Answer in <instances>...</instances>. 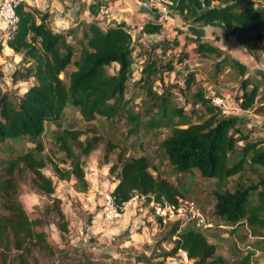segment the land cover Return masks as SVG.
I'll use <instances>...</instances> for the list:
<instances>
[{
	"label": "trees",
	"instance_id": "obj_1",
	"mask_svg": "<svg viewBox=\"0 0 264 264\" xmlns=\"http://www.w3.org/2000/svg\"><path fill=\"white\" fill-rule=\"evenodd\" d=\"M106 3L92 0L87 5L90 21L59 28L51 22L49 9L23 2L16 8L15 28L0 30V49L7 47L20 57L10 73L11 82L28 84L23 92L4 89L0 65V264H31L34 250L48 257V264H122L108 252L96 257L78 245L55 246L42 229V219L32 218L19 199L21 181L28 176L32 187L53 201L46 211H54L57 226L66 230L61 200L54 196V181L44 169L50 165L56 177L74 179L75 189L86 191L83 156L99 145L95 122L107 120L110 149L125 145L141 129L168 128L159 144L168 162L164 174L146 154H119L117 160L109 161L106 153L110 172L117 179L111 190L117 207L134 195L144 196L151 203L178 206L190 187L187 177L199 174L214 180L213 219L207 221L212 225L198 226L192 219L185 225L183 221L175 222L163 237L172 245L158 256H174L181 250L191 264H230L218 253L216 241L226 230L232 234L243 227L247 240L253 241L237 263L254 264L255 251L264 250V137H252L241 117L225 113L214 104L216 93L198 86L196 70L184 72L182 85L177 81L167 83L166 74L174 72L177 64L189 56L182 49L174 53L180 46L178 38L161 37L143 43L145 35L161 32L163 24L155 21L144 22L137 39L124 20L111 19L104 26L102 8ZM168 8L192 24L222 23L243 43L264 39V5L254 0H170ZM189 40L196 43V54L214 60L213 78L223 66L237 69L241 77V93L237 95L240 107L264 114L260 83L249 79L244 63L200 37H187L186 45ZM113 64L118 66L114 72L110 70ZM67 71L62 78L60 74ZM129 80L143 92L136 108L133 98L126 95ZM157 82L161 90L156 88ZM174 91L185 98L189 108L175 102ZM68 106L77 110L85 128L72 122L64 125ZM121 120L128 128L118 137L112 124ZM49 124L55 126L52 137L61 154L58 159L45 152L43 135ZM254 173L260 176L255 179ZM232 177L236 179L234 185L227 186ZM139 259L148 264L154 261L146 255Z\"/></svg>",
	"mask_w": 264,
	"mask_h": 264
},
{
	"label": "rangeland",
	"instance_id": "obj_2",
	"mask_svg": "<svg viewBox=\"0 0 264 264\" xmlns=\"http://www.w3.org/2000/svg\"><path fill=\"white\" fill-rule=\"evenodd\" d=\"M42 1L46 0H39V3L37 4L34 2L32 6H42L44 9H46V3L43 2L42 4ZM67 1V6L61 2L59 4L56 3L55 6H58V8H55L53 12L54 14L61 12V17H64L65 13L72 12L71 9L67 10L65 7H68V5L71 4L74 5L73 7L76 9L74 10L75 13H71L73 19L71 17L69 20L70 23L64 24L66 27L78 22V20L88 22L92 19V16L90 15H88L89 17H83L84 10L87 8L86 1ZM71 1L75 3H72ZM126 1L130 2L131 4H135L138 8L141 6L140 0ZM254 1L256 3L260 2L264 5V0ZM123 4L122 7H125L126 5ZM77 7H79V10H77ZM54 14H51L52 23L54 21ZM107 15L108 14H104L103 17L102 25L104 26L108 24ZM61 24L63 23H60L59 25ZM53 25L58 27V25L55 23H53ZM168 32H170V30ZM132 33L137 39V30H133ZM166 34L167 32L164 35ZM147 36L148 35H145L141 40L143 43H148V39H152L151 36ZM172 38L173 36H170V39ZM138 47V45L135 46V53H137ZM185 47L184 49L182 48V50L187 51L189 56L184 61L177 64L176 70L174 72L166 74L165 78L169 84L175 83L177 81L182 85L184 83L185 71L194 69L195 67L193 65L196 62L204 61L206 63L207 61L206 59L198 56L193 51V49H187ZM239 49H237V54L247 62V75L249 79L252 81L258 80L260 86H262L261 95L262 99L264 100V79H260L261 77L258 74L264 73V39L262 41L249 43V45L241 42ZM180 51L181 48L179 46L175 48L174 53H179ZM158 53L161 52L158 51ZM19 59L20 57L18 55H14L12 50L9 48L0 49V65L4 71V77L1 80V84L4 89L14 88L18 92H23L27 87L28 84L26 82L17 84H13L11 82L10 73L17 66L16 64ZM117 67L118 66L116 64H113L110 66V70L114 72L116 71ZM228 67L230 70L227 71ZM203 68H206L205 64L203 65ZM68 71L62 75V78L66 77ZM221 72V74H218L214 78L212 77L215 73L213 69L208 73H201L197 76L198 86L200 85L203 87L208 93H214L216 89L211 87V85L231 87L232 84L236 83L237 85L235 84V86L231 87L230 90H224L223 93L224 97L228 100L230 114L241 113L240 116L251 124L249 126L247 125L245 128L246 130H251V136L258 138L264 137V114L242 110L237 105V97L234 96L235 92L229 96V92L231 90L236 91L237 94L239 93L238 84L240 83L241 78L238 76L237 69L231 68L229 65H227L225 67L223 66ZM138 75V73L135 74V76ZM155 86L158 90H161L160 82H157ZM194 88L195 87H193V89ZM217 92L215 93L218 94ZM126 95L133 98L132 104L136 108V106H138L141 101L143 92H141L138 87H135L132 80H129ZM174 99L179 105H185L187 108H189V105L185 102V98L181 96L178 91H174ZM70 122L74 123L80 128L86 127L85 122L81 121L77 110L71 106H68L65 111L63 123L66 125ZM109 125L110 124L108 120L102 124L98 121L95 122L94 134H97L98 137H100L99 145L89 155L83 156V167L85 169V177L88 182L86 191H77L74 186V179L61 180L56 177L50 165L44 169L46 175L52 177L54 181V196L61 200L60 206L67 221L66 230H60L57 226L58 218L54 211H46V206L53 203V201L46 194L34 189L28 176L23 178L19 188V199L23 203V206L32 218L42 219V229L46 231L48 240L60 248L78 245L84 248L86 252L93 253V255L96 257H100L101 252H108L110 255L118 257L122 264H148L145 260L139 259V257L144 255L147 257L152 256L154 258V261H152L150 264H153L156 261H163L162 264H190V260H186L184 258L183 252L181 250L174 256L163 257L157 255L168 250L172 245L169 241H163V237L167 233L169 227L177 221H183L184 225L189 222L190 219H188L189 216H187L188 209L175 212L169 219L163 221L155 214L153 202L151 203L148 201V198H142L140 196L136 197L137 199L133 201L132 204H130L132 209H134V212L130 217H122V219L113 223H107L102 218V210L106 197L108 194H111V190L117 181L115 174L110 172L111 162L105 160L107 158L105 156L107 152L109 161L117 160V156L119 154L124 156L146 154L151 159H153L163 174V171H167L168 169V162L159 150L160 141L168 132L167 127H160L152 131L141 129L137 136L133 135L127 139L125 143L127 146L121 145L110 149V147L107 145V136L108 133L111 132ZM54 127L55 126L52 124L47 126V130L43 135V140L45 143V152L53 155V158L58 159L61 154L58 151L55 142L53 141L52 130ZM112 128L117 131L116 133L118 137H122L127 132L128 125L125 124L123 120H121L115 124H112ZM84 138L85 135L82 136V139ZM28 145L31 144L28 143ZM261 175L264 176V169L261 171ZM254 176H256V179L258 176H260V173H254ZM172 179L174 180V177H172ZM235 180V177H232L228 181L227 186L232 187L235 183ZM185 181L190 187L186 191V196L183 198V200L194 201V203L203 213L205 222L208 220L211 221V219H213L211 212L214 202V180L204 179L198 174L194 178L187 177ZM150 217H152V219H150ZM214 221L215 220H213V222ZM152 227H155L154 232L152 231ZM208 231L211 233L214 230ZM246 236L247 232L243 227H239L238 231L232 234L226 230L222 236H220V239L216 241L218 245V253L228 259L230 264H238V259L241 257V255H244L248 249L247 244L252 243L253 241L250 239L247 240ZM211 240L214 239L211 237ZM238 251H240L239 254ZM49 261L50 259L48 257L44 256L38 250H34V254L31 257V264H48ZM252 262L254 264H264V250L255 251L254 255L252 256ZM9 264H16V262L11 261Z\"/></svg>",
	"mask_w": 264,
	"mask_h": 264
},
{
	"label": "crops",
	"instance_id": "obj_3",
	"mask_svg": "<svg viewBox=\"0 0 264 264\" xmlns=\"http://www.w3.org/2000/svg\"><path fill=\"white\" fill-rule=\"evenodd\" d=\"M84 1H86V4L88 5L92 0H84ZM105 1L107 2L106 3L107 5L104 6L102 9H103V15L108 14L107 15L108 20H111V19L124 20L129 25H131V27H133L134 30H137V32L139 31L138 25L143 24L144 22H147V21L161 22L163 24V28H162L160 33L147 34L149 37L150 36L152 37V39H150V40L148 39V43L153 42L154 40L161 38L162 36L163 37L166 36L169 38H170V36H173V38L177 37L178 40L180 41V48L181 49L184 46H186L185 48L194 50V48L196 47V43L189 40L187 45H186L187 37H200L203 40L208 41L210 44L218 45V46L222 47L226 51V53L231 54L233 57L237 58L242 63H244L248 69L247 62L244 61L241 58V56H239L237 54V49H239V45L241 42L237 39L236 36L230 35L227 28L219 22H213V23H210L208 25H201V24H192L188 21H185L182 19V17L179 14L174 13L173 11H171L168 8V3H167L168 0H162L163 2L161 1V4L159 7H153V8H144L142 6H139V8H138L135 4H131L130 2H128L126 0H105ZM43 2L46 3V5H45L46 9H49L50 13L54 14L53 12H54L55 8L56 9L58 8V6H55L56 3L59 4L61 2L62 4H66L65 6H67L68 1L67 0H64V1L46 0V1H42V4H43ZM71 2L75 3L73 1H71ZM37 3H39V0H37L35 2V4H37ZM125 3H127V4H125ZM122 4L126 5V6L122 7ZM73 6L74 5L71 4V5H68V7H65L67 10L71 9L72 12L65 13L64 17H61V15H60L61 12H57L56 14H54L53 15V18H54L53 23L57 24L59 28L66 27L64 24L65 23L69 24L70 23L69 20L71 19V17L73 19V16H71V13L72 14L75 13L74 10H76V9ZM38 7L41 9H44L42 6H38ZM77 10H79V7H77ZM88 15H89V12L86 8L84 10L83 17L85 18ZM78 22H79V20H78ZM60 23H63V24L59 25ZM2 28L3 27L0 25V30ZM169 30H170V32H168ZM166 32H167V34L164 35ZM244 44L249 45V43H244ZM5 48H7V47H5ZM197 55L199 56V54H197ZM201 58H204L207 61H206V63L204 61L196 62L193 65L195 67L194 70H196V72H197L196 73L197 76L200 75L201 73H204V74L208 73V72L212 71V69H213V62H214L213 59L205 58V57H201ZM204 64L206 65V68H203ZM228 70H230L229 67L227 68V71ZM221 73L222 72H220L219 74H221ZM258 74L261 77L260 79H264V73H258ZM246 75H247V71H246ZM220 76H222V75H220ZM235 84H232L231 87H234ZM263 84H264V80H263ZM211 87H214L216 89L214 91V93L218 91L217 92L218 94H223L224 90H230L231 89V87H223L222 85H219V86L211 85ZM238 88H239V84H238ZM234 92H235V94H234ZM240 93L241 92L239 91L238 94H240ZM232 94H234L235 97H237V95H238L236 91L231 90L229 92V96H231ZM242 110H244V109H242ZM248 111H250V110H248ZM240 114L241 113H237L234 115H238L239 117H241ZM241 118L243 119V121H245L243 117H241ZM245 122L248 126L251 125L247 121H245ZM133 212H134V209H132L131 205L128 204L124 208L123 217L128 218L131 216V214H133ZM150 219H152V217H150ZM143 222H145V221H143ZM152 231L153 232L155 231V227H152ZM189 262L191 264L192 261L190 260Z\"/></svg>",
	"mask_w": 264,
	"mask_h": 264
},
{
	"label": "built area",
	"instance_id": "obj_4",
	"mask_svg": "<svg viewBox=\"0 0 264 264\" xmlns=\"http://www.w3.org/2000/svg\"><path fill=\"white\" fill-rule=\"evenodd\" d=\"M37 0H0V25L4 28H11L14 29L17 21L18 16L16 13V8L20 3L27 2L30 5H33L34 2ZM162 0H140V4L144 8H153V7H159ZM163 2V1H162ZM167 3H170V0H168ZM141 25H138V30L141 28ZM133 27L130 28V32L132 33ZM133 34V33H132ZM134 35V34H133ZM213 103L218 105L225 113L229 112V104L228 100L224 97L223 94H215L213 95ZM237 105L239 108L240 104L239 101H237ZM139 197L138 195H134L127 203H125L122 207H117L113 197L111 194H108L105 200V203L103 205L102 210V218L107 223H113L116 221H119L123 217L124 208L128 204H132L133 201H135ZM144 196H142L143 198ZM153 206L155 208V214L163 221H166V219H169L175 212L182 211L183 209H188V219H194L196 220V224L198 226H211V223L205 222L204 215L201 212L200 208L194 203V201L190 200H182L178 206L171 204V203H154ZM184 258L187 260V254L185 251H182Z\"/></svg>",
	"mask_w": 264,
	"mask_h": 264
},
{
	"label": "water",
	"instance_id": "obj_5",
	"mask_svg": "<svg viewBox=\"0 0 264 264\" xmlns=\"http://www.w3.org/2000/svg\"><path fill=\"white\" fill-rule=\"evenodd\" d=\"M62 75H63V74L61 73L60 76L62 77Z\"/></svg>",
	"mask_w": 264,
	"mask_h": 264
}]
</instances>
